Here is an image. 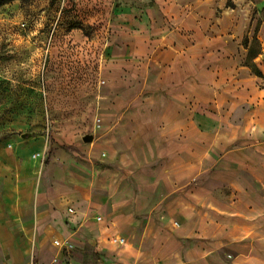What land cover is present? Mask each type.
Returning a JSON list of instances; mask_svg holds the SVG:
<instances>
[{
  "label": "rangeland",
  "instance_id": "rangeland-1",
  "mask_svg": "<svg viewBox=\"0 0 264 264\" xmlns=\"http://www.w3.org/2000/svg\"><path fill=\"white\" fill-rule=\"evenodd\" d=\"M255 35L263 76L244 65ZM40 136L42 159L33 156ZM76 140H108L130 170L165 161L162 173L182 181L196 204L183 199L192 218L170 219L178 236L169 252L197 245L204 264H264V0L1 6L0 216L15 204L22 231L18 249L0 246V264H50L24 227L48 157Z\"/></svg>",
  "mask_w": 264,
  "mask_h": 264
},
{
  "label": "crops",
  "instance_id": "crops-1",
  "mask_svg": "<svg viewBox=\"0 0 264 264\" xmlns=\"http://www.w3.org/2000/svg\"><path fill=\"white\" fill-rule=\"evenodd\" d=\"M262 53L263 47L259 55ZM34 149L33 156L37 154L35 157L42 159L43 136L36 139ZM157 161L151 160L130 170L124 156L115 155L108 140L96 146L76 140V148L72 152L64 151L60 158L52 152L36 184L30 205L31 220L24 227L25 232L32 234L36 246L51 254L50 264L65 258L82 263L87 259L90 264L206 263L207 260L196 257L197 245L184 250L176 246L175 250L168 251L176 244L170 242L178 236L170 227V219H191V209L183 210L182 200L196 203L186 196L188 191L180 192V179L162 173L165 161ZM162 179L166 182L162 183ZM192 187L187 190L194 194L197 187ZM11 211L9 217L0 216V246L4 250L10 245L18 249L21 243V212L15 204ZM6 232L12 241L1 236ZM119 238H124V242L115 241ZM55 240L72 243L73 248L57 245ZM90 252L97 254L96 263L89 258ZM178 253L181 262L175 263ZM1 262L8 264L9 261Z\"/></svg>",
  "mask_w": 264,
  "mask_h": 264
},
{
  "label": "trees",
  "instance_id": "trees-1",
  "mask_svg": "<svg viewBox=\"0 0 264 264\" xmlns=\"http://www.w3.org/2000/svg\"><path fill=\"white\" fill-rule=\"evenodd\" d=\"M11 1L13 0H0V7ZM245 45L246 47H248V54L245 59L246 65L251 67L255 74L259 76H263L262 71L254 62V59L262 52L261 41L259 40L257 35H255L250 44H249V38L247 37L245 39Z\"/></svg>",
  "mask_w": 264,
  "mask_h": 264
},
{
  "label": "built area",
  "instance_id": "built-area-1",
  "mask_svg": "<svg viewBox=\"0 0 264 264\" xmlns=\"http://www.w3.org/2000/svg\"><path fill=\"white\" fill-rule=\"evenodd\" d=\"M36 155H37V154H36ZM36 155H34V156H36ZM69 211H70V212H73V209L70 208ZM115 241H118V242H120V243H123V242H124V238H119L118 240L115 239ZM55 244L65 246V247L68 248V249H72V248H73V244H72V243H69V242L62 243V242L59 241V240H55Z\"/></svg>",
  "mask_w": 264,
  "mask_h": 264
},
{
  "label": "water",
  "instance_id": "water-1",
  "mask_svg": "<svg viewBox=\"0 0 264 264\" xmlns=\"http://www.w3.org/2000/svg\"><path fill=\"white\" fill-rule=\"evenodd\" d=\"M84 139H85V140H90V137H89V136H85Z\"/></svg>",
  "mask_w": 264,
  "mask_h": 264
}]
</instances>
